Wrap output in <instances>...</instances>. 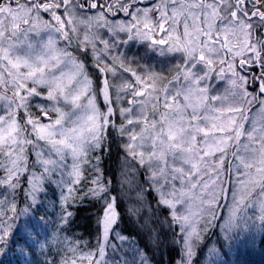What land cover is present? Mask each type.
Returning <instances> with one entry per match:
<instances>
[{
    "label": "snow or ice",
    "instance_id": "6c2138e0",
    "mask_svg": "<svg viewBox=\"0 0 264 264\" xmlns=\"http://www.w3.org/2000/svg\"><path fill=\"white\" fill-rule=\"evenodd\" d=\"M142 2L0 0V186L23 191V177L31 199L0 216V255L42 223L17 220L38 212L37 193L56 183L65 202L100 205L95 245L71 242L61 264H121L132 237L101 168L113 130L121 190L135 202L126 213L149 244L164 240L156 220H140L151 209L146 192L167 209L174 243L179 234L180 264H226L241 233L264 231V0ZM120 13L129 19H109ZM132 41L142 51L121 50ZM35 97L48 103L33 105ZM60 223L71 230L74 213L65 209Z\"/></svg>",
    "mask_w": 264,
    "mask_h": 264
},
{
    "label": "trees",
    "instance_id": "16d2710c",
    "mask_svg": "<svg viewBox=\"0 0 264 264\" xmlns=\"http://www.w3.org/2000/svg\"><path fill=\"white\" fill-rule=\"evenodd\" d=\"M121 14V13H120ZM117 123H119V117H114ZM116 143L111 145V152L105 153L101 158V168L104 172L106 179H111L113 188L121 195V201L119 202L118 211L122 214L121 229L124 230V234L132 237V240L139 241V246L142 247L143 254L140 260H145L147 264H180L183 257V249L179 243V234H177L176 241L163 242L160 245L161 250H151L147 244L143 242L144 231L140 229L136 220L130 213H126L128 203H126V197L124 189L121 190V176L119 169V161L117 159L119 155V142L120 138L115 130ZM4 173L0 172V176ZM20 188L23 191L17 190L16 193H12L11 189L7 193L4 192V188L0 186V216L3 212L8 210V207L12 202L16 203L18 209H23L31 203V199L25 196L27 192V185L25 179L21 178ZM151 195V192H149ZM13 195L15 200L13 201ZM62 194V189L58 184H50L44 192H41L37 196V204L39 205L38 212H30L28 215H24L18 218L17 223L21 224L26 222L29 218L33 221L41 220L42 223L35 229L28 227L25 237L22 239L19 236L13 238L19 240V244H11L9 249L6 250L4 255H0V264H61L62 259L66 255V249L71 242L79 243L80 245L90 244L95 245L97 235V218L100 205L97 204L91 198L72 201L70 197L65 202ZM5 196L7 197V203L5 202ZM155 201V198H152ZM23 201V203H21ZM70 205V207H69ZM67 209L74 213V223L71 230L61 231L62 227H65L60 223V217L64 210ZM11 214V213H9ZM259 221H257V225ZM255 232L252 230H245L244 235L240 236V241L236 243L235 247L231 249H225L227 256L225 257L226 264H264V231L259 227H255ZM219 232L218 228L211 229L208 236L211 241L215 243L216 237L213 233ZM24 239L28 240V243H24ZM29 245H31L29 247ZM87 250L86 248L84 249ZM145 251L147 255H145ZM139 253L133 252L131 258H127L125 251L122 249L119 252L121 264L124 260L128 261V264H135L134 257H137ZM111 257V251H109ZM129 259V260H128ZM140 264V261L137 260Z\"/></svg>",
    "mask_w": 264,
    "mask_h": 264
},
{
    "label": "rangeland",
    "instance_id": "374dc122",
    "mask_svg": "<svg viewBox=\"0 0 264 264\" xmlns=\"http://www.w3.org/2000/svg\"><path fill=\"white\" fill-rule=\"evenodd\" d=\"M150 2H151V0H143V2L140 3L138 6H139V7H144L146 3H150ZM60 11L62 12L63 10L61 9ZM89 15H91V13H89ZM109 19H115V20H117V21H121V20H127V19H129V18L124 17L123 13H121V14H119L118 16H115V17H111V16H110ZM98 31L100 32L101 36H102L104 39H109V40H111V37H110L109 35L106 34V29L101 28V29H99ZM120 38H121V39H126L125 34L121 33V34H120ZM98 47H102V45H98ZM128 49H130L132 52H135V51H137V49H141V46L139 45V43H137V42H135V41H132V42H129L128 45H123L122 48H121V50H128ZM141 51H142V49H141ZM85 63H86L87 70H88L90 73L95 71L94 60H93L91 54L89 55V57H88V59L85 61ZM109 79H110V81H111V76H109ZM214 83H216V82L214 81ZM219 85H220L219 90L222 92V91H223V88H224L225 85H224L223 82H219ZM43 103H48V102H47V101H44L41 97H35V98H33V105H35V104H43ZM100 103L102 104V99H101ZM32 111L35 112L36 109L33 108ZM53 117H54V114H53ZM113 119H114V117H113ZM43 122L47 123V118H44ZM246 127H247V125H246ZM229 161H231V156H229V157L227 158V160L225 161V167H227ZM138 180L142 181V180H143V176H142V175L139 176V177H138ZM231 180H232V183L234 184V183H235V177L233 176V177L231 178ZM120 182H121V183L123 182V178H122V177H121V179H120ZM225 186L228 187L229 185L226 183ZM144 187L147 188V185L145 184ZM123 189H124V192L126 193V192H127V186L125 185ZM38 194H39V193H37V196H38ZM133 195H134V193H133ZM125 197H126V203H128V206H129V207L133 206L135 202H134V201H130V200L128 199L127 195H125ZM152 198H155V201H154ZM156 198H157V194H156V193L151 192V195H150L149 192H146V194H145V204L147 205L148 203H150V204H151V209H150L149 211L145 212V213H142V214H141V217H140V220L143 221V220L145 219V216H148V217H150L151 219L156 220L157 223H156L155 227H156L158 230H162V238H163V240H164V243L167 242V241H168V242H173V239H172V233H171V231L168 229V222H167V220L165 219L166 217L169 216V213H168V211H167L166 208H163V207H159V206H157V204H156ZM230 199H231V196L229 195V200H230ZM223 203H224V204H227L228 201H224ZM220 211H221V213L226 214V213L224 212V209H223V208H221ZM253 211H254V210H253L252 208H249V209L247 210V214H248L249 216H252V215H253ZM134 219L136 220L135 217H134ZM136 222H137V220H136ZM137 224H138V226L140 227V229H142V227H141V223H140V222H137ZM252 229H253V231L255 232L256 229H254V228H252ZM252 229H250V230H252ZM142 230H143V229H142ZM250 230H247V231H250ZM163 233H167V236H163ZM242 235H244V232L242 233ZM143 237H144L143 242H144L145 244H147L149 247H151V248H149V249L154 250V252H156L157 250H161V249H159L160 246H159V247H156V246H154V245L149 244V243L147 242V240H146V238H145L144 235H143ZM212 243H213V242H212ZM137 248H139L140 251L138 252L139 255H138L137 257H134L135 264H138V263H137V260L141 261V260H140V257H141L142 254H143L142 247L139 246V245H137V244L135 243V240H130V241L126 242L125 245H124L123 248H122V249L125 251L127 258H129V259L131 258L132 253H133V252H136V249H137ZM129 259H128V260H129ZM131 259H132V258H131Z\"/></svg>",
    "mask_w": 264,
    "mask_h": 264
}]
</instances>
